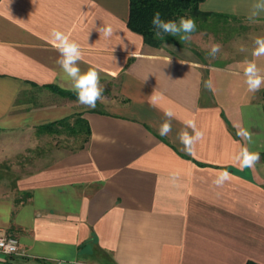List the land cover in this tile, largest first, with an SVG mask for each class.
<instances>
[{
  "label": "crops",
  "instance_id": "crops-1",
  "mask_svg": "<svg viewBox=\"0 0 264 264\" xmlns=\"http://www.w3.org/2000/svg\"><path fill=\"white\" fill-rule=\"evenodd\" d=\"M253 2L201 3L261 25L244 55L216 65L184 46L146 43L128 25L130 0H0V167L30 151L41 125L81 112L92 129L85 148L0 192V229L21 247L19 255L0 252V264H264V86L251 93L243 77L245 61L264 74V56L249 54L264 36V13L248 18ZM103 25L110 38L97 31ZM53 28L79 43L82 71H99L101 108L53 89L72 91L56 63ZM167 109L176 118L162 137ZM187 119L204 132L194 155L177 139ZM239 127L260 153L254 168L233 161L246 144ZM221 170L231 179L217 187Z\"/></svg>",
  "mask_w": 264,
  "mask_h": 264
},
{
  "label": "clouds",
  "instance_id": "clouds-1",
  "mask_svg": "<svg viewBox=\"0 0 264 264\" xmlns=\"http://www.w3.org/2000/svg\"><path fill=\"white\" fill-rule=\"evenodd\" d=\"M261 13H264V0H254L248 18L250 20L254 19ZM151 23L156 38L162 40L167 34L179 37L180 41L187 42L191 38V33L197 29L196 21L191 17H180L178 21L164 20L161 18L159 12L154 14ZM97 31L105 38H110L113 34L111 26L108 25H103ZM50 36L56 51L59 53L56 63L63 73L62 79L71 85V90L75 92L77 100L81 105L94 109L97 102L104 99V87L100 83L101 76L99 71L93 67H88L84 71L81 70L79 66L82 60L81 47L69 35L53 28ZM253 43L252 55L254 57L264 56V36H257ZM220 48L219 44H212L209 56L215 58ZM239 51L244 52L246 49L241 47ZM170 60L171 57L168 63ZM243 77L247 90L251 93L259 91L264 86V74L261 73V69L254 61H245ZM204 84L209 90L213 89V82L211 80L205 81ZM155 100L156 97H153L154 103ZM164 117L165 119L158 128V133L162 137H166L172 132V120L176 118V115L172 109H167L164 111ZM183 125L184 127L177 134V139L182 145L181 151L188 155H194L197 143L204 138V132L197 127L194 119L184 120ZM237 136L246 141V144L242 145L239 151L233 155V161L241 170L254 168L260 161V153L250 150L247 146L253 142L251 132L247 128L239 127L237 129ZM179 179L180 173L178 171L170 173V180L174 186H178ZM230 179L231 173L227 170H221L216 173L213 184L217 187H222Z\"/></svg>",
  "mask_w": 264,
  "mask_h": 264
},
{
  "label": "rangeland",
  "instance_id": "rangeland-1",
  "mask_svg": "<svg viewBox=\"0 0 264 264\" xmlns=\"http://www.w3.org/2000/svg\"><path fill=\"white\" fill-rule=\"evenodd\" d=\"M259 27L261 25L256 26L253 22L245 19H232L225 24L222 23L218 28L209 27L206 30L195 31L191 34L190 40L184 42V47L193 51L207 64L224 65L232 58H239L240 55L245 54V51L241 52L239 49L246 47ZM214 43L221 46L215 58L209 56L211 45ZM249 52L251 54L252 50ZM96 107H102L99 101ZM81 141L82 137L69 135L66 132L61 134L44 133L37 139L34 137L30 151L21 154L19 158L15 157L12 163L13 167L9 166V162L0 167V181H6L0 183V192L9 189L19 175L38 170L39 167L52 162L60 153L76 149Z\"/></svg>",
  "mask_w": 264,
  "mask_h": 264
},
{
  "label": "trees",
  "instance_id": "trees-1",
  "mask_svg": "<svg viewBox=\"0 0 264 264\" xmlns=\"http://www.w3.org/2000/svg\"><path fill=\"white\" fill-rule=\"evenodd\" d=\"M203 1L205 0H130L128 25L132 30L142 34L145 42L152 46L162 47L168 42L184 46L185 43L180 41L179 37L166 34L163 40L156 38L151 23L156 12H159L164 20L178 21L180 17H191L196 21V31L206 30L209 27L218 28L222 23L225 24L232 19H240L232 14L203 11L200 7ZM53 89L63 96L77 100V96L73 91L64 90L57 86H53ZM64 132L69 135L82 137L81 143L76 148L82 149L89 142L92 129L89 121L81 112L39 127V133L61 134ZM248 264L253 263L249 262Z\"/></svg>",
  "mask_w": 264,
  "mask_h": 264
},
{
  "label": "built area",
  "instance_id": "built-area-1",
  "mask_svg": "<svg viewBox=\"0 0 264 264\" xmlns=\"http://www.w3.org/2000/svg\"><path fill=\"white\" fill-rule=\"evenodd\" d=\"M0 252L9 256L19 255L21 253L19 238L0 229Z\"/></svg>",
  "mask_w": 264,
  "mask_h": 264
},
{
  "label": "water",
  "instance_id": "water-1",
  "mask_svg": "<svg viewBox=\"0 0 264 264\" xmlns=\"http://www.w3.org/2000/svg\"><path fill=\"white\" fill-rule=\"evenodd\" d=\"M61 264H75V263H71V262H62Z\"/></svg>",
  "mask_w": 264,
  "mask_h": 264
}]
</instances>
